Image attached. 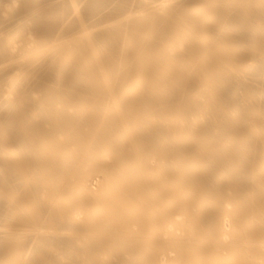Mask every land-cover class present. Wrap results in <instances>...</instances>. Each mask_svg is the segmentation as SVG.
<instances>
[{"label": "bare ground", "instance_id": "1", "mask_svg": "<svg viewBox=\"0 0 264 264\" xmlns=\"http://www.w3.org/2000/svg\"><path fill=\"white\" fill-rule=\"evenodd\" d=\"M0 264H264V0H0Z\"/></svg>", "mask_w": 264, "mask_h": 264}, {"label": "rangeland", "instance_id": "2", "mask_svg": "<svg viewBox=\"0 0 264 264\" xmlns=\"http://www.w3.org/2000/svg\"><path fill=\"white\" fill-rule=\"evenodd\" d=\"M4 77V76H3Z\"/></svg>", "mask_w": 264, "mask_h": 264}]
</instances>
